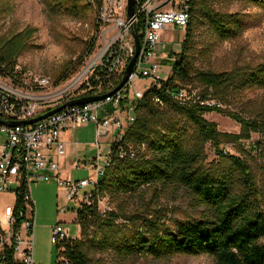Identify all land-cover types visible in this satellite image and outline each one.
<instances>
[{
  "label": "trees",
  "instance_id": "16d2710c",
  "mask_svg": "<svg viewBox=\"0 0 264 264\" xmlns=\"http://www.w3.org/2000/svg\"><path fill=\"white\" fill-rule=\"evenodd\" d=\"M41 1L52 16L95 15L89 0ZM227 1L264 7V0ZM214 2L192 0L183 49L174 53L177 58L173 61L171 76L162 81L161 87L146 91L136 120L124 136V143L132 146L136 155L126 158L114 155L111 166L92 190L91 203H82L76 208L81 234L68 241L65 249L72 264H101V257L96 256L103 252H113L120 259L206 254L214 258L215 264H264V199L246 160L221 149L225 142L238 143L249 139L252 132L264 135V114L246 118L223 107L184 106L173 96L181 84L212 87L221 102L230 92L246 88L264 89V60L254 67H238L230 71L194 66L189 42L197 27L205 26L214 41H224L241 36L248 26L244 13L222 11ZM35 30L28 26L0 40V69L3 72L10 71L17 63V57L27 49ZM83 60L84 57L78 58L76 65L67 66L58 75V82L73 73ZM155 95L164 99V106L155 104ZM210 111L228 112L241 125V132L219 131L215 122L204 117ZM167 112L185 116L194 133H182L176 124L166 119ZM208 142L218 153L217 159L211 163L206 162ZM155 185L183 188L199 215L167 223L163 206L154 208L149 204L147 210L150 212L143 214L138 209L128 210L123 205L124 199L117 209L105 210L99 204L105 196L115 200L129 199ZM152 208L155 212L151 211ZM120 218L122 221L118 223ZM11 260L10 255L8 264Z\"/></svg>",
  "mask_w": 264,
  "mask_h": 264
},
{
  "label": "built area",
  "instance_id": "2783aa9c",
  "mask_svg": "<svg viewBox=\"0 0 264 264\" xmlns=\"http://www.w3.org/2000/svg\"><path fill=\"white\" fill-rule=\"evenodd\" d=\"M95 9L96 26L81 65L65 80L58 82L50 74L16 63L8 72L0 69V192L14 193L16 204L0 211V264H38L34 260L36 208L30 186L36 181L55 180L66 191L68 201L76 208L91 203L93 188L113 156L134 157L135 149L124 143L128 127L136 120L146 91L161 87L167 78L161 76L162 55L158 53L161 31L169 26L187 28L191 18L192 0H135V15H127V0H89ZM140 51L133 71L125 84L103 99L66 105L61 110L31 124L11 125L7 122L30 119L84 96L100 95L113 90L122 80L125 69L135 53L136 37ZM176 54L170 60H176ZM137 78L151 81L146 90L136 88ZM184 106L201 104L222 107L212 87L181 84L173 92ZM164 106L162 97H153ZM96 125V155L84 163L92 174L74 179L62 174L61 158L66 155L62 134L69 129ZM115 134L111 135L112 131ZM109 137L107 152L99 151L101 137ZM103 159V160H101ZM99 161H104L100 164ZM16 187H12L13 185ZM109 210V206H103ZM68 207H61L66 212ZM73 237L61 223L52 226L51 241L58 246L56 264H72L66 244Z\"/></svg>",
  "mask_w": 264,
  "mask_h": 264
},
{
  "label": "rangeland",
  "instance_id": "374dc122",
  "mask_svg": "<svg viewBox=\"0 0 264 264\" xmlns=\"http://www.w3.org/2000/svg\"><path fill=\"white\" fill-rule=\"evenodd\" d=\"M214 4L222 11L244 13L248 26L241 36L224 41H214L205 26L197 27L189 42L194 66L198 69L230 71L238 67H254L262 62L264 60V7L227 0H215ZM95 16L91 13L82 17L52 16L49 15L46 5L41 0H0V40L28 26L36 28L27 49L21 52L16 62L37 73L50 74L57 79L67 66L76 65L75 61L78 58L86 57L92 36L97 29ZM185 36V27L169 26L161 31L158 53L163 58L160 61L162 77L171 76L173 61L170 57L174 53L181 52ZM134 84L136 88L146 90L151 81L137 78ZM216 96L218 98V95ZM222 101L224 109L246 118H255L264 114V89L261 88H246L230 92L227 99ZM165 117L176 124L182 133L186 132V135L194 133L193 126L185 116L167 112ZM204 117L215 122L221 132L235 134L241 132V125L228 115V112L210 111L205 113ZM113 134H115L114 130L111 135ZM95 141V123L74 129L68 151L66 149L67 155L63 156L66 158L62 160V157L60 161L64 177L82 179L92 174L91 169L86 168L84 163L81 167H77L76 162L89 161L96 155L98 148ZM100 142L103 146L99 151L105 154L109 137H101ZM238 143H241L243 149ZM238 143L225 142L221 144V149L246 160L264 199V135L260 132H252L249 139H242ZM205 151L207 163L217 159L218 153L210 142L206 144ZM99 162L104 164V161ZM30 191L36 208L34 260L38 264H56L60 254L58 246L51 241L52 226L61 223L68 229L71 237H79L81 227L76 220L75 203L68 201L66 191L55 180L33 182ZM122 199H124L123 205L128 210L138 209L143 214L150 212L147 210L149 204L154 208L163 206L167 212L165 218L167 223H172L175 219H187L190 215H199V210L191 205L187 192L177 186L167 188L148 186L140 195L116 200L105 196L99 204L109 206V210L117 209ZM15 204L14 193L0 192L1 212L7 205ZM61 207L69 209L66 212H60ZM154 208L150 210L155 212ZM121 221L122 218L118 220V223ZM96 257H101V264H215L214 258L206 254H178L166 258L137 256L120 259L113 252H103L98 253Z\"/></svg>",
  "mask_w": 264,
  "mask_h": 264
},
{
  "label": "water",
  "instance_id": "95a60500",
  "mask_svg": "<svg viewBox=\"0 0 264 264\" xmlns=\"http://www.w3.org/2000/svg\"><path fill=\"white\" fill-rule=\"evenodd\" d=\"M127 4H128L127 15L129 18H133L135 15V0H127ZM135 37H136L135 53H134L133 57L131 58L130 62L128 63L126 69H125V72H124V75H123L121 82L113 90L106 92V93H103V94H100V95H91V96H84V97L77 98V99H72V100H69L60 106H57L53 109H50V110L46 111L45 113L38 115V116H35L33 118L18 120V121H9L7 123H9L11 125L31 124V123H34V122L39 121L41 119H44V118L48 117L49 115L61 110L66 105L83 104V103L93 102V101L103 99L106 96L113 94L116 90L120 89L125 84V82L129 79V77L133 71L135 61H136L137 56H138L139 51H140V38L136 32H135Z\"/></svg>",
  "mask_w": 264,
  "mask_h": 264
},
{
  "label": "crops",
  "instance_id": "0c3cea01",
  "mask_svg": "<svg viewBox=\"0 0 264 264\" xmlns=\"http://www.w3.org/2000/svg\"><path fill=\"white\" fill-rule=\"evenodd\" d=\"M89 125V124H88ZM88 125H86V126H88ZM81 127V126H80ZM77 128H79V127H75V128H72V129H69L68 131H65L63 134H62V138H63V140L66 142V149H67V151H68V149H69V145H70V143H71V139H72V137H73V135H74V129H77ZM66 155H67V153H66ZM65 158L66 157H63V159L62 160H65ZM86 168H88V167H86Z\"/></svg>",
  "mask_w": 264,
  "mask_h": 264
}]
</instances>
